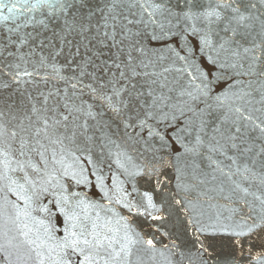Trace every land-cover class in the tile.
Instances as JSON below:
<instances>
[{"label":"snow or ice","instance_id":"obj_1","mask_svg":"<svg viewBox=\"0 0 264 264\" xmlns=\"http://www.w3.org/2000/svg\"><path fill=\"white\" fill-rule=\"evenodd\" d=\"M264 264V0H0V264Z\"/></svg>","mask_w":264,"mask_h":264},{"label":"water","instance_id":"obj_2","mask_svg":"<svg viewBox=\"0 0 264 264\" xmlns=\"http://www.w3.org/2000/svg\"><path fill=\"white\" fill-rule=\"evenodd\" d=\"M229 251V246L226 241H216L214 243V255H213V261L211 264H215V257L217 255L223 256Z\"/></svg>","mask_w":264,"mask_h":264}]
</instances>
